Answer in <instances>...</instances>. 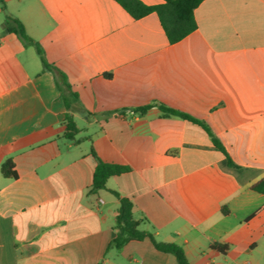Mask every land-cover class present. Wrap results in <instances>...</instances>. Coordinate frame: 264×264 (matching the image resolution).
<instances>
[{
    "label": "crops",
    "instance_id": "1",
    "mask_svg": "<svg viewBox=\"0 0 264 264\" xmlns=\"http://www.w3.org/2000/svg\"><path fill=\"white\" fill-rule=\"evenodd\" d=\"M195 19L170 44L156 13L135 20L114 0L0 4V264H178L149 239L109 248L113 192L190 264H264V195L251 189L264 177V0H204ZM158 105L204 121L234 166ZM92 151L129 172L91 193ZM8 159L16 178L1 173Z\"/></svg>",
    "mask_w": 264,
    "mask_h": 264
},
{
    "label": "trees",
    "instance_id": "2",
    "mask_svg": "<svg viewBox=\"0 0 264 264\" xmlns=\"http://www.w3.org/2000/svg\"><path fill=\"white\" fill-rule=\"evenodd\" d=\"M114 1L135 20H139L151 13H156L168 42L170 44H175L197 29L195 10L204 0H164L163 4L156 6L147 5L141 0ZM0 4L4 5V0H0ZM7 31L18 35L25 43L34 44L45 66L47 68L53 67L45 61L40 46L34 43L33 39L28 36L23 24L19 20L7 17ZM150 107L151 106L142 107L136 111L145 114ZM158 107L165 116L180 117L201 126L211 137L214 146L226 156L227 164L229 166H234L223 144L204 121L164 105H158ZM76 132L77 128L73 117L71 115H66V132L63 134V137L66 139H73ZM92 154L96 158L97 166L94 173L93 185L90 190L91 193L105 189L106 182L109 178L129 172V168L126 166L105 163L94 151H92ZM13 169V162L11 159H8L2 164L1 173L6 177L16 178L17 175ZM251 189L264 195V177L253 183ZM113 194L120 200V206L115 224V229L117 230L116 236L111 241L109 248L120 250L132 240L142 241L149 239L158 251L174 255L178 264H190L184 250L180 246L158 242L152 234L139 229L140 224L134 219V205L132 201L128 198H121L116 192H113ZM216 248L221 252L227 250V247L223 245H217Z\"/></svg>",
    "mask_w": 264,
    "mask_h": 264
}]
</instances>
